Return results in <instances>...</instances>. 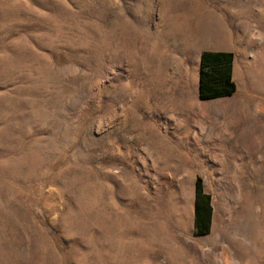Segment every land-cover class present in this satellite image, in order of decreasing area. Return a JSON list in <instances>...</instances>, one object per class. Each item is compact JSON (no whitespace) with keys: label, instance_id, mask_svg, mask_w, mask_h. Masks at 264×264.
Masks as SVG:
<instances>
[{"label":"rangeland","instance_id":"1","mask_svg":"<svg viewBox=\"0 0 264 264\" xmlns=\"http://www.w3.org/2000/svg\"><path fill=\"white\" fill-rule=\"evenodd\" d=\"M205 51L230 97L199 100ZM197 177L264 264V0H0V264H238L201 254Z\"/></svg>","mask_w":264,"mask_h":264},{"label":"trees","instance_id":"2","mask_svg":"<svg viewBox=\"0 0 264 264\" xmlns=\"http://www.w3.org/2000/svg\"><path fill=\"white\" fill-rule=\"evenodd\" d=\"M233 54L231 52L205 51L199 57L197 81L198 98L201 101L230 97L235 92L231 77ZM194 235L209 233L212 220L211 196L203 191L201 178L195 180Z\"/></svg>","mask_w":264,"mask_h":264},{"label":"crops","instance_id":"3","mask_svg":"<svg viewBox=\"0 0 264 264\" xmlns=\"http://www.w3.org/2000/svg\"><path fill=\"white\" fill-rule=\"evenodd\" d=\"M214 139H215V141H217V143H214V142L210 143L209 142L210 145L209 144H208L209 146L206 145V148L212 146V148L214 147L216 150V149L220 148L222 146V144H225L227 147V144L224 143L225 142L224 138L220 137V135L215 136ZM233 147H235V148L241 147L242 149L245 150V152H244L245 164H246L245 174H246V180L249 181V143L244 142V144H242V143L238 142V143L233 144ZM216 156L219 157L218 154H216ZM216 159H218V158H216ZM219 159L221 160V157H219ZM246 196L249 197V192L247 193ZM218 205H217V221L215 220L212 222V220H211V234L203 240V243L206 244L207 249L204 252H202L201 254H204L205 252L209 251L210 246H209V243L206 242V240L211 236L215 238L214 252H213V254H214L216 244L218 242L217 236H220L221 238H224V240L230 246V252L237 255V257L239 259L238 264H241L242 263L241 257L238 255L236 250H234L233 247L229 244L228 239H231L234 242H245L247 245L249 244V216L246 218L248 221L247 222L241 221L239 223V226L236 228L235 231L230 230L229 228L225 227V223L222 222V220H221V217H220L219 212H218ZM221 206L222 205H220V209H221ZM224 206H226V205L224 204ZM247 211L249 212V206L247 208ZM192 230H193V228H192ZM257 238L259 239V244H261V242H263V240H264V235L259 234ZM260 247H261V245L259 246V248H256L255 250L253 248V253L251 254V257H249V260L245 264H248V263L249 264H261L263 256L261 257L260 261L258 262V253L260 251Z\"/></svg>","mask_w":264,"mask_h":264},{"label":"bare ground","instance_id":"4","mask_svg":"<svg viewBox=\"0 0 264 264\" xmlns=\"http://www.w3.org/2000/svg\"><path fill=\"white\" fill-rule=\"evenodd\" d=\"M194 106H198V111H199V109H200V104H196V105H194ZM199 112H200V111H199ZM196 113H197V112H196ZM202 119H203V118H202V116H200V114H192L191 118H190V119L188 118V120H186V122L189 124V121H190L191 124H198V125H200V124L202 123ZM187 123H186V124H187ZM193 141H194V144H193V145L195 146L196 149H198V147H197V145H196L198 141H196L195 138L193 139ZM195 148H194V149H195ZM257 225H258V224H257ZM260 241H261V240H260ZM246 250H247V249H246ZM257 250H258V249H257ZM240 257H241V256H240ZM246 263H247V262H246ZM248 264H249V263H248Z\"/></svg>","mask_w":264,"mask_h":264}]
</instances>
